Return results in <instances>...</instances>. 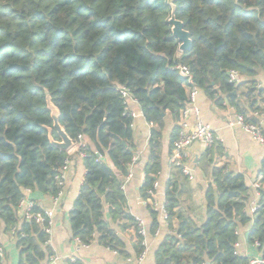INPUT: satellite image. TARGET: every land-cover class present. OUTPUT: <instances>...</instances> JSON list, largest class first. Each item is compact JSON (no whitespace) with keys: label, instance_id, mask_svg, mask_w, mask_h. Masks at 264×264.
Instances as JSON below:
<instances>
[{"label":"trees","instance_id":"1","mask_svg":"<svg viewBox=\"0 0 264 264\" xmlns=\"http://www.w3.org/2000/svg\"><path fill=\"white\" fill-rule=\"evenodd\" d=\"M172 4L191 39L184 52L172 36L168 0H0V235L14 240L17 264H45L54 255L47 243V219L37 222L19 212L25 190L57 194L61 187L55 175L69 159L68 151L48 139L52 119L46 94L59 111L60 125L83 154L84 179L68 213L71 236L82 245L97 242L122 256L127 255L125 242L113 225L134 229L137 256L145 249L146 236L137 233L122 189L135 149L133 119L125 112L120 87L130 91L151 126L140 187L145 200L155 191L166 114L179 120L190 85L214 105L229 106L248 121L255 110L264 109V86L257 87L258 76H264V0ZM178 64L188 68L190 81L174 68ZM232 69L240 74L237 84L228 81ZM178 131L176 125L170 133V152ZM52 137L59 139L54 130ZM187 178L175 167L165 186L170 230L155 263L249 264L251 258L236 246L239 229L248 225L247 241L264 261V159L256 177L260 185L254 189L258 199L253 215L243 174L213 166L204 196L205 220L197 224L178 210ZM32 200V211H41ZM149 209L147 231L154 235L159 212L150 204ZM174 216L176 228L170 225ZM0 248L2 264L1 242ZM63 264L84 263L68 259Z\"/></svg>","mask_w":264,"mask_h":264},{"label":"crops","instance_id":"2","mask_svg":"<svg viewBox=\"0 0 264 264\" xmlns=\"http://www.w3.org/2000/svg\"><path fill=\"white\" fill-rule=\"evenodd\" d=\"M258 77L259 80L264 82L263 75ZM242 98L244 99V97ZM197 105L200 109L201 119L209 124L221 139L220 145L213 146L208 153L205 151L206 148L198 141L192 142L188 147V163L193 173V179L187 178L188 180L183 181L185 188L180 193L181 205L178 210L183 215H190L200 225L205 220L204 196L210 182L213 166L225 165L228 170L243 174L246 184L250 188V199L256 200L257 193L254 191L252 182L257 177L261 162L264 159V144L255 141L250 134L236 125V112L231 107L214 105L202 91L197 96ZM129 107L138 113L133 119L132 125V144L135 149L134 155H137V161L132 166L131 177L127 180L124 177L122 189L126 196L128 212L141 218L148 230L152 222L149 203L154 200L158 204H163L165 201V186L168 180H172L174 177L175 167L170 160V133L173 127L177 125V121L170 114H166L158 148L160 152V169L156 174L155 191L152 199L145 200L141 197L140 187L145 176L144 168L149 160L148 139L151 126L144 118L138 102H130ZM68 153L69 167L66 172L63 194L59 203L54 206L53 225L49 241L54 256L57 258L54 264H63L68 259H80L84 264H137V255L134 249L136 235L132 227L120 230L116 225H113L117 235L125 242L126 256L99 245L97 242L82 245L72 238L68 213L83 182L85 168L82 156L77 152L75 144L68 150ZM209 158H211L210 162H208ZM182 178H179L180 182ZM28 195L31 198L33 197L42 208L53 207L50 196L41 193H29ZM105 217L109 219L107 213ZM157 219L159 232L157 235H151L147 231L145 237L147 251L140 264H156L155 254L169 233V225L163 222L159 216H157ZM177 224L178 219L175 216L172 217L170 225L176 228ZM249 226L239 229L237 250L239 253L248 255L251 259L260 258L257 248L247 241ZM0 242L5 249V258H2L1 263L17 264L18 252L14 240L6 234H1Z\"/></svg>","mask_w":264,"mask_h":264},{"label":"built area","instance_id":"3","mask_svg":"<svg viewBox=\"0 0 264 264\" xmlns=\"http://www.w3.org/2000/svg\"><path fill=\"white\" fill-rule=\"evenodd\" d=\"M174 68L178 69L183 76L188 78L189 81L191 80L189 70L186 66L178 64ZM228 81L235 84L239 83L241 81V77L238 71L233 69L229 70ZM263 86H264V82L260 80L257 83V87L261 88ZM186 92H187L186 93L187 99L185 105L180 110L179 120L177 121V126L179 128V131H178V136L175 139L172 146L170 160L174 167L181 168L183 174L186 175L188 179L192 180L193 173L188 163V147L190 146V144L194 141H198L204 148H208L215 146L217 143H220L221 139L218 136V134L215 132V130H213L209 124L205 123L201 119L200 109L199 106L197 105V96L200 93V89L195 85H190L187 88ZM120 93L122 95L125 104V112L129 116H131L132 119H134L138 115V113L131 110L129 104L130 102L137 103V100L132 97L130 91L125 87H120ZM251 117L253 121H248L243 115L236 114L235 123L244 132L250 134V136L255 141H257L260 144H264V109L255 110L251 114ZM190 118H191V123H190ZM132 125H133V121L131 123V126ZM80 156H83V154L80 153ZM100 157L101 156L99 155V158ZM136 161H137V155H134L130 163V169H129V173L126 176V180L131 177L132 166L135 164ZM68 167H69V159H66L63 165L61 166V168L58 170L57 174L55 175L57 184L61 187V189L57 192L56 195L50 196L53 207L42 208V210L39 212L32 211L34 201L28 195L30 193L29 190H25V194L19 203V212L22 216H25L26 218H34L37 222H43L45 219H47L49 234H51V228L53 225L54 206H56L59 203V200L63 194L65 177ZM259 185L260 183L255 178V180L252 182L253 188L257 189ZM155 186L156 184L154 183V188ZM149 194L153 196L154 191L150 190ZM257 199H258V194L256 200H251L250 202L248 208V212L250 215H253V213L257 209ZM149 204L152 205L159 212V218L166 223L167 211L164 207V204H158L154 200L151 201ZM135 219L138 224L137 233L146 236L147 228L145 226L144 221L139 217H135ZM158 232L159 231L157 228L154 232V235H157ZM49 241H50V237L48 238L47 243H49ZM146 251L147 248L145 245V249L137 256V260H136L137 264H140L142 262L146 254ZM2 255H3V249L0 248V257H2ZM56 259H57L56 256L53 255L47 261V264H54ZM261 263H264V261L261 260L260 258H254L250 260L249 264H261ZM204 264H209V263H204Z\"/></svg>","mask_w":264,"mask_h":264},{"label":"water","instance_id":"4","mask_svg":"<svg viewBox=\"0 0 264 264\" xmlns=\"http://www.w3.org/2000/svg\"><path fill=\"white\" fill-rule=\"evenodd\" d=\"M171 5V13L168 19V23L171 25L172 36L179 42L178 51L184 52L190 48L191 39L189 32L184 29L183 22L175 17V6L172 4V0H168ZM46 106L50 111V117L52 119V127H47L48 139L50 143L56 148L62 151H68L74 146L72 139L66 134L64 128L60 125L58 117L59 111L57 107L52 103L50 96L46 94ZM55 131L59 137L58 140H54L52 137V131Z\"/></svg>","mask_w":264,"mask_h":264}]
</instances>
